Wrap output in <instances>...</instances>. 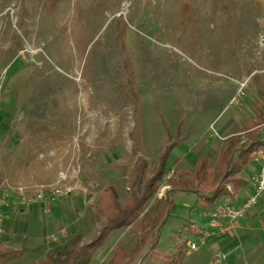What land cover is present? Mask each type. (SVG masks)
Wrapping results in <instances>:
<instances>
[{"label":"rangeland","instance_id":"374dc122","mask_svg":"<svg viewBox=\"0 0 264 264\" xmlns=\"http://www.w3.org/2000/svg\"><path fill=\"white\" fill-rule=\"evenodd\" d=\"M44 1L0 0V205L12 210L0 211L8 229L0 237L33 249L17 264L37 263L72 234L95 239L106 192L122 203L136 192L137 156L148 162L147 182L175 143L153 203L171 189L178 158L188 169L264 112V0H61L52 9ZM55 186L72 191L52 199ZM38 188L43 198L24 202L22 193ZM169 196L173 208L139 254L142 234L117 229L91 264H109L115 246L130 264H214L223 250L222 264H264V252L209 237L216 229L197 193ZM255 226L245 242L264 250V225Z\"/></svg>","mask_w":264,"mask_h":264},{"label":"trees","instance_id":"16d2710c","mask_svg":"<svg viewBox=\"0 0 264 264\" xmlns=\"http://www.w3.org/2000/svg\"><path fill=\"white\" fill-rule=\"evenodd\" d=\"M60 1L45 0L44 3L45 6L52 9ZM189 5V3H184L183 6L187 8ZM120 37L122 43H125V29L120 31ZM263 116L264 112L247 123L240 131L224 140L213 167H211L213 155L207 154L199 156L190 170L181 171L177 167L172 169L173 174L167 179L171 189L153 203L155 187L169 175V172L166 171V163L175 143L166 147L165 153L157 162L155 174L147 182L145 179L148 162L142 156H137L136 175L132 183L137 188L136 192H130L125 203L119 200L115 191L106 192L102 203L106 220L101 224L95 239L86 243L82 234H72L49 249L36 264H91L94 254L105 244L109 234L114 230L127 227H132L142 234L132 251V255L139 254L153 231L156 228L159 230L165 223L167 213L174 206L173 200L169 196L174 191L197 193L198 202L207 211L213 210L224 197L233 199L235 194L248 184L241 176L242 172L252 162L253 154L264 146V120H261ZM244 139H249L250 144H244ZM133 152L137 155V150L133 149ZM227 185H231V189ZM213 187L215 189L206 194V191ZM158 241L159 236L157 235L151 246L153 249L157 246ZM27 251L26 247L14 248L0 245V264L19 260ZM132 259L133 256H130L124 247L115 246L109 264H130ZM181 259H172V264H181Z\"/></svg>","mask_w":264,"mask_h":264},{"label":"crops","instance_id":"0c3cea01","mask_svg":"<svg viewBox=\"0 0 264 264\" xmlns=\"http://www.w3.org/2000/svg\"><path fill=\"white\" fill-rule=\"evenodd\" d=\"M229 136H231V134ZM229 136H225L222 140V143L216 142V146H218V150L216 152H215V150L212 149V147H211L212 144H210V145H208L209 150L205 151L204 153H201L202 155H206V154H212L213 155L212 165L217 160V155L219 153L221 145L223 144L224 140ZM175 163H176L175 167H177L179 169L182 168L183 170H188L192 167V165H190V167L188 169L183 168L182 166L187 165L188 162L185 159H181V158H178L175 161ZM253 164H255V165H253ZM212 165H211V167H212ZM250 165L253 166L252 173L250 175H248V174H246V172L244 170L241 174V176L247 181L248 184L244 188L240 189L238 191V193L235 194L233 199H230V197H224L222 202H228V203H232L236 206H239V205L243 204L251 195L254 194L256 178L264 166V149L263 148H261L259 150V152L253 157V160L250 163ZM3 198H4V196H3ZM260 199H262V203L259 201ZM259 200H258L259 202H257L255 204L256 206L253 205L248 210V212L244 215V217H242V218H240L234 222L233 227L231 228V230L228 233H226V234L220 233L217 230H216L217 231L216 232L215 229H213V231H215V232L214 233L212 232L209 237L214 238L216 240L219 238L225 239L226 243L229 246H231L232 250H234V251L237 250L239 248V246H241L242 249H245L244 253L249 252L248 254L255 255V256L258 254H262L264 252V250L262 249V247H263L262 245L255 244L254 240H251L248 244H246L245 239H244L245 235H247L248 232L255 229L256 223H261L262 225H264V193L261 195ZM2 208H7V209L9 208V210L12 211L10 209L11 205H9V202H7V200H5V199H1L0 211H2ZM19 211L21 214H25V213H27V208L26 207H20ZM6 219L7 218H5V220ZM207 222H208V220H207ZM4 223L3 224L0 223V233L1 234L8 233V229ZM0 243H2V245H4V246H11L14 248H19L14 243H12V242L10 243V240H4L1 237H0ZM232 243H236L235 247H233ZM214 244H216L215 241H214V243H212V245H214ZM213 248H214V250L212 252H214L217 249H221V248H217V247L215 248V246H212V249ZM30 250H33V249L29 248L28 251H30ZM223 252H225V251L223 250ZM26 253L24 255H26ZM225 253L227 254L228 252H225ZM19 260L12 261L8 264H17L16 262H18ZM35 263L36 262H34L33 264H35ZM254 264H258V263L254 262Z\"/></svg>","mask_w":264,"mask_h":264},{"label":"built area","instance_id":"2783aa9c","mask_svg":"<svg viewBox=\"0 0 264 264\" xmlns=\"http://www.w3.org/2000/svg\"><path fill=\"white\" fill-rule=\"evenodd\" d=\"M45 187V186H42ZM72 191L69 187L64 188L63 186H55L53 187L49 193H51V198L56 199L58 197H62L64 195L69 194ZM45 188H38L34 191H30L28 193L23 192L22 198L24 202H28L31 200H40L45 195ZM264 193V166L259 172V175L255 181V192L251 195L243 204L236 206L232 203L221 202L218 204L213 210L209 211V226L213 229H216L220 232L228 233L233 224L238 219L244 217V215L248 212V210L255 205L261 195ZM64 232L60 233V235L56 237L52 236L54 241H58L60 239H64ZM192 248L197 249V244H193ZM227 254L223 251H218L213 256L214 264H222L227 261Z\"/></svg>","mask_w":264,"mask_h":264}]
</instances>
